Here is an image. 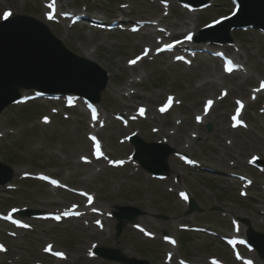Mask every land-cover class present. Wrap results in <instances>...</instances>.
Returning <instances> with one entry per match:
<instances>
[{
    "label": "rangeland",
    "instance_id": "1",
    "mask_svg": "<svg viewBox=\"0 0 264 264\" xmlns=\"http://www.w3.org/2000/svg\"><path fill=\"white\" fill-rule=\"evenodd\" d=\"M46 1L0 0V21L1 14L9 11L8 18L29 16L46 25L69 52L101 66L110 82L96 105L100 109L97 120L103 119L104 122H98L91 132L84 104L69 109L72 111H65V103L53 105L42 101L5 109L0 114V134L3 135L0 162L13 170V179L7 185L11 190L0 189V215L13 213L20 219L17 214L26 210L38 211L41 216H46L47 212L61 214L87 206L78 193L87 194L95 196L93 206L96 208L110 212L116 207L140 210L143 216L136 219V224L151 230L158 238L163 233L170 238L176 237L179 248L178 252L175 250L172 264H178L177 259L193 264H241L236 263L235 252L229 253L219 237L231 235L230 220L241 226L243 238L247 228L242 220L248 221L256 232L264 234V175L246 165L252 155L264 157V95L258 100L250 93V88H258L264 81V37L254 28L231 31L232 47L220 49L225 56L244 66L243 72L249 76L248 80L247 76L236 74L224 76L220 63L207 55L197 57L191 68L171 63L173 58L181 56L178 53L170 58L163 56L140 63L144 58L142 48L156 39L160 45L154 52L174 41L183 46L186 44L184 36L193 34L195 25L197 35L209 23L233 16L236 6L230 0H211L212 5L205 10L190 12L182 8L180 0H49L51 8L47 11L43 5ZM159 1L170 2V8L159 6ZM84 10L95 18L101 14L107 19L118 18L120 13L131 21L164 18L163 33L149 40L143 31L132 35L99 31L85 24L71 28L70 22L59 16L64 17L68 12L82 15ZM48 14L53 15V20H48ZM184 23L187 28L180 27ZM205 49L217 50L207 45ZM133 60L135 64L130 63ZM225 92L227 98L217 101ZM210 99L216 103L212 109L211 105L207 106ZM168 101L175 107L160 114ZM242 101L249 103L244 116L249 128L230 129L234 124L229 115L235 114L236 102ZM140 108L145 109L141 115L138 114ZM207 109H211L210 114L201 119ZM116 115H122L123 121L117 120ZM43 120H50V123L43 125ZM208 124L212 126L210 133L205 129ZM87 133L96 145L86 140ZM132 135H137L145 143L163 144L181 154L182 158L185 156L192 162L217 168L220 174L251 178L254 185L243 190L239 188L240 183L232 185L225 179L223 184L212 180L211 175L183 167L171 156L167 184L160 188V183L152 180L130 159L133 150L127 139ZM97 146L106 158L131 161V164L119 170L109 169L106 161L96 162L94 159L93 150ZM88 161L93 163L88 165ZM41 177L57 181L59 188L45 185ZM238 189L243 190L247 198L239 196L244 193H239ZM179 190L190 193L202 210L201 214L191 212L186 215L187 207L175 195ZM159 216L162 219H158ZM22 219L29 226L30 222L33 223L41 236L35 238L30 231H18L0 222V244L13 252L12 255L10 252L1 254L0 264H91L79 257L93 242L100 247L119 248L126 257L150 264L167 262L164 258L169 248L157 240H146L132 230L133 225H127L116 239L115 223L108 218L104 230L109 234L105 235L98 234L92 227L86 230L82 223L74 220L56 225ZM180 225L205 227L216 232L218 237L181 233L177 230ZM6 232L17 238H9ZM44 243L54 244L56 250L68 253L71 262H55L41 256L38 251ZM241 252L244 260L264 264L255 254Z\"/></svg>",
    "mask_w": 264,
    "mask_h": 264
},
{
    "label": "water",
    "instance_id": "2",
    "mask_svg": "<svg viewBox=\"0 0 264 264\" xmlns=\"http://www.w3.org/2000/svg\"><path fill=\"white\" fill-rule=\"evenodd\" d=\"M238 1L241 5L237 17L239 22L234 26L253 23L264 29V0ZM225 41H231L228 35ZM100 75L94 66L67 52L42 25L26 19H14L0 24V111L18 99L21 88L39 89L44 92H73L90 98L92 90H98L97 94L104 88L105 80ZM136 146L135 159L145 170L152 173H167L166 158L159 160L158 169L149 164L154 146L147 147L141 143H137ZM128 221L133 222V217H128ZM124 226L123 222L119 223L117 236ZM256 237L264 244L263 237ZM250 242L261 252L259 242L251 238ZM100 252L115 262L147 264L127 260L115 252L104 250Z\"/></svg>",
    "mask_w": 264,
    "mask_h": 264
},
{
    "label": "bare ground",
    "instance_id": "3",
    "mask_svg": "<svg viewBox=\"0 0 264 264\" xmlns=\"http://www.w3.org/2000/svg\"><path fill=\"white\" fill-rule=\"evenodd\" d=\"M161 22V21H160ZM188 26V25H187ZM187 26L185 25V23L184 24H180V27L181 28H187ZM197 29V26L195 25L194 27H193V30H196ZM197 52H199V51H197ZM87 60H89L88 58H87ZM235 66H236V69H238L239 71H241V69H243L241 66H239V65H237V64H235ZM242 73V72H241ZM240 76H243V77H246L247 75L246 74H241ZM211 77V76H210ZM247 78V80H248V78H249V76H247L246 77ZM211 86H213L214 87V85L212 84ZM228 94V93H227ZM226 94V95H227ZM226 95H224V96H226ZM256 95L257 96H262V95H264V89L263 90H261L259 93L258 92H256ZM244 113H242V115H243ZM210 168H211V170H210ZM201 169H202V173L203 174H207V175H211V176H213V179L212 180H216V181H218V182H221V183H223V182H225V179L226 180H228L229 179V176L228 175H225V174H220L219 172H217V168H212V167H209V166H207V165H201ZM224 184V183H223ZM229 184H233V183H229ZM164 185V183H161L160 184V187H162ZM239 190V189H238ZM237 190V191H238ZM187 195H183V197H184V199H185V197H186ZM82 211H84V213L82 212ZM81 212L82 213H80V215H81V218H84V217H89V216H94V215H96V214H93L91 211H88V210H86L85 208H84V210H81ZM32 234L35 236V238H37L38 236H40L41 235V233L38 231V230H34L33 232H32ZM99 234H102V235H104L103 234V231H99ZM82 249H84V247L83 248H81L80 250H82ZM84 254H85V251L84 252H82V254H81V257H79V258H84ZM45 255H47V256H49V253L45 250ZM67 262H68V259H67ZM69 262H71V258H69Z\"/></svg>",
    "mask_w": 264,
    "mask_h": 264
},
{
    "label": "snow or ice",
    "instance_id": "4",
    "mask_svg": "<svg viewBox=\"0 0 264 264\" xmlns=\"http://www.w3.org/2000/svg\"><path fill=\"white\" fill-rule=\"evenodd\" d=\"M3 15H4V18L6 19V18H8V17L11 15V12H10V11H9V12H5ZM216 23H219V21H216ZM186 39H187V40H191V39H192V36H191V35H188V36L186 37ZM168 47H171V45H169ZM146 54H147V53H145V55H146ZM138 59H139V58H138ZM130 63H131V64H135L136 61L133 60V61H130ZM229 70H231V69H229ZM208 104L211 105V104H212V101L209 100V101H208ZM141 112H143V109H141ZM46 119H47V118H46ZM97 151H99L98 146H97ZM44 179H48V178H47V177H44ZM51 183L54 184V185L58 184V182L55 181V180H52ZM89 199H91V198L89 197ZM68 214H69V213H64V215H68ZM55 218H56V219H59L60 217L57 216V217H55ZM0 248H2V246H0ZM57 255H62V254H61V253H57Z\"/></svg>",
    "mask_w": 264,
    "mask_h": 264
}]
</instances>
